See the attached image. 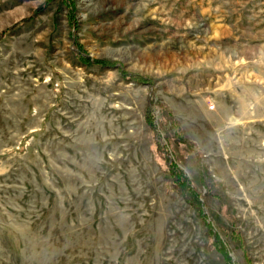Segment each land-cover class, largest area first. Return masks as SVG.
I'll return each instance as SVG.
<instances>
[{
  "label": "rangeland",
  "instance_id": "1",
  "mask_svg": "<svg viewBox=\"0 0 264 264\" xmlns=\"http://www.w3.org/2000/svg\"><path fill=\"white\" fill-rule=\"evenodd\" d=\"M0 264H264V0H0Z\"/></svg>",
  "mask_w": 264,
  "mask_h": 264
}]
</instances>
